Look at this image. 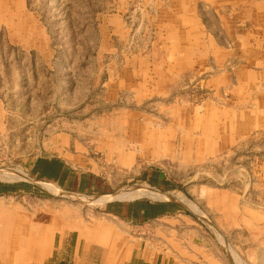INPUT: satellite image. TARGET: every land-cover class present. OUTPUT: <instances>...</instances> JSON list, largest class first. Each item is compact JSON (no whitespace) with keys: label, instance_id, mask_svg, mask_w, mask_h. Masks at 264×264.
Here are the masks:
<instances>
[{"label":"rangeland","instance_id":"1","mask_svg":"<svg viewBox=\"0 0 264 264\" xmlns=\"http://www.w3.org/2000/svg\"><path fill=\"white\" fill-rule=\"evenodd\" d=\"M256 1L0 0V180L28 181L35 156H58L71 138L96 165L87 172L113 191L100 201L166 202L200 228L182 223L169 236L161 223L95 222L92 198L66 195L85 208L82 230L102 238L77 247L71 234L54 264H162L167 255L199 264L195 240L214 243L215 264H264V21L246 20L252 10L264 15ZM27 36L36 46L21 49ZM12 100L46 116L39 134L4 132ZM135 188L163 197H125ZM221 204L235 217L231 228L224 222L227 235Z\"/></svg>","mask_w":264,"mask_h":264},{"label":"crops","instance_id":"2","mask_svg":"<svg viewBox=\"0 0 264 264\" xmlns=\"http://www.w3.org/2000/svg\"><path fill=\"white\" fill-rule=\"evenodd\" d=\"M250 1L257 2L256 0ZM194 4L196 5V2ZM252 5L251 3L246 4L247 7ZM261 5L260 3V5L256 4L254 6L261 7ZM237 7L241 8L238 3ZM246 20L251 23L263 22L264 15L261 12L258 15L256 10H252L251 13L246 15ZM61 23H66V20H62ZM112 23L113 26L114 23L115 26L117 24L113 20ZM22 26H24V23H21L19 28L18 26L16 27V34L18 31L20 32V29H23ZM99 28L101 33L109 31L105 21H101ZM115 31L119 33L118 27H115ZM22 39L25 40V38ZM35 44L33 37L27 36L26 41L21 43V49H24L26 46L30 48L29 45ZM22 67L23 65L18 66L16 63V74L18 72L21 73ZM21 83L23 81L19 80L15 86L23 87ZM209 85L212 86V84ZM213 86L217 88L215 83ZM33 93L34 97L30 103L34 104L36 102L35 95H37L35 89H33ZM239 96L240 103L248 102V98H244L242 93H239ZM244 96L247 95L245 94ZM47 101L49 104L51 103V107L49 108L52 110L55 101ZM12 102L14 101L12 100ZM40 102H43L42 105L46 103L45 101ZM33 104L25 101L23 107H19L17 103L15 107L7 109L5 116L1 117L4 132L11 135L39 134L36 128H41L40 120L46 116H39V114L34 116ZM40 109L41 107L38 106L39 111ZM19 112H22V114ZM244 112L239 111V113ZM63 141L64 145L62 151H60V155L43 156L38 154L35 156L27 171L29 176L28 181L0 180V264H54L58 262L56 257L67 254L68 247L71 245L66 244V242L70 239L71 234L77 235L78 241L75 244L77 247L82 244V241L83 245L89 248L92 247L93 243L97 244V241L102 238V234L99 235L97 232L91 236L82 230L84 228L81 227L82 224L80 222L87 219H84L80 209L85 208L81 205L74 206L73 200L66 196L72 194L92 198L87 200V202L92 204V206L88 207V211H90V214H88L89 218L87 217L88 220L91 219V216L95 222L103 220V218H109L127 224H132L137 219L148 223H161L166 226L164 231L169 236L176 235V226L182 223L191 225L190 228H194L196 232L199 231L198 224L190 221L181 208L179 210L174 209L171 205L166 204V202H138L137 200L100 201V198L108 197L113 193V191L104 190V183L107 179L103 176L100 177L99 175L102 174L98 171L87 172L90 165H94L95 167L96 165L87 158V155L81 154L85 149L80 144L76 145L72 142L71 138H63ZM48 145L50 144H46V150L47 154H50L51 149L48 148ZM53 149L52 153L55 152L56 148L54 147ZM150 177L151 174L148 175L147 181ZM41 182L53 185V187L58 189L59 194H50L45 190L41 191V188L37 185ZM53 187L50 186L52 189ZM227 209L228 205H220L221 213L224 216L221 219V224H218L226 235L228 232H226L224 222L227 221L228 227L231 228L235 220V217L232 218L230 215L231 211ZM242 218L244 221L247 220L244 217ZM175 240L172 238L170 246L172 249L169 247V252L174 250L176 246L178 247V243ZM195 241L197 242L195 245L192 244L193 241L190 243L192 247V256L190 257L194 263L215 264L216 259L218 260L219 258L220 260V254L215 250L214 243L208 241L206 249L204 244H200L202 241ZM181 262L179 264H182ZM175 263L178 264L177 256L172 259L167 255L162 264Z\"/></svg>","mask_w":264,"mask_h":264},{"label":"bare ground","instance_id":"3","mask_svg":"<svg viewBox=\"0 0 264 264\" xmlns=\"http://www.w3.org/2000/svg\"><path fill=\"white\" fill-rule=\"evenodd\" d=\"M134 189V188H133ZM132 189V191H128L127 190V192H126V194H125V197H131L132 195H135V194H141V195H146V196H149V197H152V198H162L163 197V195H159V193H156V192H154L153 190L151 191V190H145V191H138L137 192V190L138 189H136V193L134 192V190ZM141 189H143V188H141ZM120 198V197H119ZM124 198V197H123ZM122 199V198H121Z\"/></svg>","mask_w":264,"mask_h":264}]
</instances>
